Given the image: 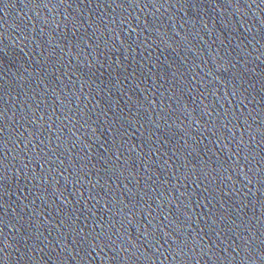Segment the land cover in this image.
Wrapping results in <instances>:
<instances>
[{"label": "water", "instance_id": "95a60500", "mask_svg": "<svg viewBox=\"0 0 264 264\" xmlns=\"http://www.w3.org/2000/svg\"><path fill=\"white\" fill-rule=\"evenodd\" d=\"M0 264H264V0H0Z\"/></svg>", "mask_w": 264, "mask_h": 264}]
</instances>
